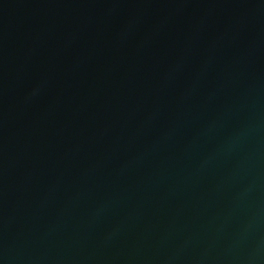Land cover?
<instances>
[{
	"label": "water",
	"instance_id": "water-1",
	"mask_svg": "<svg viewBox=\"0 0 264 264\" xmlns=\"http://www.w3.org/2000/svg\"><path fill=\"white\" fill-rule=\"evenodd\" d=\"M0 264H264V0H0Z\"/></svg>",
	"mask_w": 264,
	"mask_h": 264
}]
</instances>
